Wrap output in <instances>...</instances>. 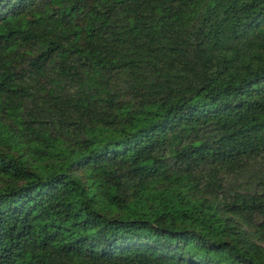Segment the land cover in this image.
<instances>
[{
    "label": "trees",
    "instance_id": "1",
    "mask_svg": "<svg viewBox=\"0 0 264 264\" xmlns=\"http://www.w3.org/2000/svg\"><path fill=\"white\" fill-rule=\"evenodd\" d=\"M0 264H264V0H0Z\"/></svg>",
    "mask_w": 264,
    "mask_h": 264
}]
</instances>
